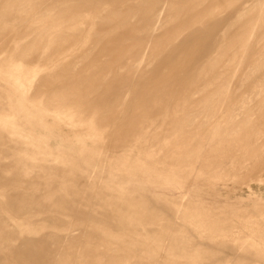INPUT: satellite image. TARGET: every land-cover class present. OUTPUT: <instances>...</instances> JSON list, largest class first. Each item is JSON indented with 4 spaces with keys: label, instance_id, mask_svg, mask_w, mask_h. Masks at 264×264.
Instances as JSON below:
<instances>
[{
    "label": "rangeland",
    "instance_id": "1",
    "mask_svg": "<svg viewBox=\"0 0 264 264\" xmlns=\"http://www.w3.org/2000/svg\"><path fill=\"white\" fill-rule=\"evenodd\" d=\"M0 264H264V0H0Z\"/></svg>",
    "mask_w": 264,
    "mask_h": 264
},
{
    "label": "bare ground",
    "instance_id": "2",
    "mask_svg": "<svg viewBox=\"0 0 264 264\" xmlns=\"http://www.w3.org/2000/svg\"><path fill=\"white\" fill-rule=\"evenodd\" d=\"M251 37V34L250 33H248V36H247V38H246V41H245V44L243 45V52L244 53H246V51H247V48H248V42H249V38ZM248 53V52H247ZM246 58V61L248 62V58L247 57H245ZM250 61V60H249ZM248 63H250V62H248ZM244 64H245V61H244ZM250 66H251V63H250ZM246 69V68H245ZM249 96V95H248Z\"/></svg>",
    "mask_w": 264,
    "mask_h": 264
}]
</instances>
